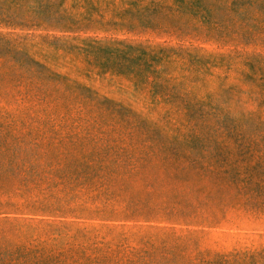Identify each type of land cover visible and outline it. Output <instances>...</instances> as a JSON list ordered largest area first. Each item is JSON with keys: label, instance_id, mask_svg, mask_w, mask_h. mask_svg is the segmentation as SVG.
I'll return each mask as SVG.
<instances>
[{"label": "rangeland", "instance_id": "obj_1", "mask_svg": "<svg viewBox=\"0 0 264 264\" xmlns=\"http://www.w3.org/2000/svg\"><path fill=\"white\" fill-rule=\"evenodd\" d=\"M0 264H264V0H0Z\"/></svg>", "mask_w": 264, "mask_h": 264}]
</instances>
